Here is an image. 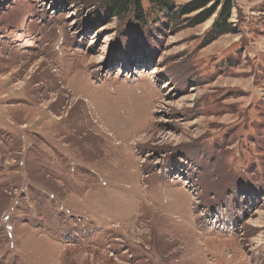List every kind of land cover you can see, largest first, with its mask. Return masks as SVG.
I'll return each instance as SVG.
<instances>
[{"label":"rangeland","instance_id":"rangeland-1","mask_svg":"<svg viewBox=\"0 0 264 264\" xmlns=\"http://www.w3.org/2000/svg\"><path fill=\"white\" fill-rule=\"evenodd\" d=\"M147 1L0 0V264H264V0Z\"/></svg>","mask_w":264,"mask_h":264},{"label":"trees","instance_id":"trees-1","mask_svg":"<svg viewBox=\"0 0 264 264\" xmlns=\"http://www.w3.org/2000/svg\"><path fill=\"white\" fill-rule=\"evenodd\" d=\"M131 2L133 6H131ZM131 2L130 0H110L108 7L110 11H112V14L115 17L124 18V17H129L132 15L134 17V20H136L138 23L145 24L147 22V16L145 12L143 11V9L140 7L141 0H132ZM147 2L148 4L157 6L159 9L160 8L162 9L163 7L166 8L168 10V13H171L172 15L171 11H173L174 7L173 5L171 6L167 0H148ZM223 2L224 3L222 4L224 5V7L220 15V21L221 23L224 24L225 21L228 20L231 0H224ZM209 3H213V7L211 9L206 10L204 11V13L197 16L194 22H193V19L191 20L192 21L191 25L194 26V25L200 24L204 22L205 20H207L211 16V14L215 11L217 7L216 5L221 3V0H193L190 3L180 7L178 11L176 12V14L178 16L179 15L186 16V15H189L190 13H193L205 7ZM224 33H225V29L223 27L221 28L220 34H224Z\"/></svg>","mask_w":264,"mask_h":264}]
</instances>
